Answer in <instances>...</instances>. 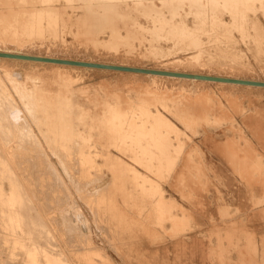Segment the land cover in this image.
I'll list each match as a JSON object with an SVG mask.
<instances>
[{"label":"rangeland","instance_id":"obj_1","mask_svg":"<svg viewBox=\"0 0 264 264\" xmlns=\"http://www.w3.org/2000/svg\"><path fill=\"white\" fill-rule=\"evenodd\" d=\"M43 1L45 2L43 3ZM46 1L47 3L49 2L48 0H0V21L3 19L6 23L10 21V18L15 19L17 17V19H15L16 21L12 20L13 22L10 21L6 23L9 27H7L5 23L3 24L4 21H2V23L0 22V27L2 24L4 26L3 29L0 28V37L3 36L2 40H0V51H12L14 53H26L66 59L73 58L74 60L129 66L139 65L138 67L170 69L172 71L211 75L217 74L226 77L264 81V0H262V3L260 0H258V2L257 0H173V2L172 0H74L75 2L73 0H50L49 4H46L44 7L43 4H45ZM108 2L116 7L113 8V10H107L104 5L109 4ZM170 4L173 8L170 7ZM30 6H32L31 10L28 9ZM41 9H43V11ZM101 9H104L103 12ZM29 10L31 11L30 13ZM122 10L126 13V18L129 13H131L127 20L129 21L130 18L133 22L136 21L134 26H137V29L141 30L140 32L143 31L140 33L142 36L139 35L140 40H138L139 38H134L127 43V41L117 40L115 36H112V32L117 31L121 33L120 36H124H122V38H125L128 32L129 28L127 27V23H125L127 20L125 17H122V14H124ZM140 10L143 11V13ZM90 11L91 14L100 13V11L101 13L109 12V14H111L110 21L114 20L113 22L116 23H114V26L105 24L98 25V27L91 26L93 17L90 15ZM5 12L9 15L8 17L5 15ZM236 12L237 14H235ZM16 13H18V16H16ZM42 13L44 15H42ZM113 14H118V16L120 15L123 19ZM135 15L139 16L136 17ZM11 16L14 17L12 18ZM176 17L181 19H177ZM22 18L24 21L28 19L22 23L19 21L22 20ZM43 18L44 20H42ZM132 18H135V20ZM211 18L212 20H210ZM49 19L50 21H48ZM38 21L39 23H37ZM160 22L161 24H159ZM18 23H20L19 26ZM24 24L26 25L24 26ZM14 25L21 29H18V27L16 28ZM61 25L63 27H61ZM198 26L199 28H197ZM22 27H25V32L30 33H25ZM28 28L31 31H27ZM86 28L95 29L97 33L93 35L94 37L96 36V38L90 39L91 35L85 33ZM19 30H22L21 32L25 34L20 33ZM153 30H155V32ZM182 30L184 31L182 32ZM211 30H213V32ZM11 32L16 35L14 36ZM167 33L172 34V36L170 34L167 35ZM42 34L46 35V37H42L44 36ZM19 35L23 36L20 38ZM25 35L26 37L24 38ZM207 35L209 37H207ZM6 36H9V38H6ZM27 36L31 39L28 38L27 40ZM149 38L151 39L149 40ZM13 39L15 41H13ZM155 39L158 41H155ZM148 41L150 42L148 43ZM203 41L205 43H203ZM117 43L119 45H117ZM132 48L134 50H132ZM60 65L61 64L0 58V78H4L3 82L6 84V88L11 91V96L15 99V104H19V107L22 109H24V103L14 90L13 85H10L12 83L8 80L7 72L14 71L15 78H18L19 82L25 81L27 74L40 75L44 79L41 86H46L53 91L61 90L62 87L66 86L65 90L68 89L69 97L74 99L76 103L82 107V113L85 112L87 114L89 110L92 114L99 115L105 109L106 105L118 106L119 109L123 110L124 116L142 119L143 124L141 120L136 122L135 125L127 122L131 127H127V123H125L124 127H126L121 128L124 131L119 130L113 134L108 133V135L102 139V141H105L103 144L97 143L98 146H95L96 148L91 147L96 157L102 155V152L103 157L101 158L100 156L96 158L93 154H90L91 156L88 155V159L91 158V161H88V159L83 160L79 153H69V155H73L75 158L77 157V160L79 158V161H76L74 157L72 158L68 154L66 156L63 150L50 148L41 138H39V141L36 138L29 137L25 134L26 131L25 133H22L21 130L17 131L19 135H16L18 136L17 138L15 137L16 142L13 140L14 137H12V135L8 137L0 135V148L5 149L7 147L5 151L3 150L5 153L0 150V153L2 151L0 157L3 158L4 155L3 159L7 162L10 161L8 164L10 165V169L12 168L11 172L13 170L19 183L25 188V192L27 191L26 195L30 198V203L34 206L35 212L40 215L42 223H44L46 227L48 226L47 229L50 231V235L49 237L47 236V239L49 238V240L52 241V243H49V241L44 243L43 238L33 235L32 238H36L38 240L36 242L42 245L23 247L21 243L25 241V238L27 242L33 240L31 236L25 237L26 235L23 234H19V236L18 233L16 236L6 234L5 232L8 230H6L4 226L10 228L15 224L16 220L8 217L6 218V216L3 217L0 214V264H264V155L258 152L260 151L258 149H263L264 153V88L242 84L203 82L200 80L174 78L170 76H152L141 73L134 74L132 72L102 68H82L72 65H63L64 67H60ZM62 75H65L64 77H66V75L67 77L69 76L65 82L60 81ZM8 82L10 84H8ZM16 95L19 98L16 97ZM188 99L197 101V103L194 104L197 105L194 112L195 114L192 116H188L183 110L182 102ZM169 103L171 107L168 106ZM27 117H29V119L31 118L29 114ZM143 119L146 121H143ZM148 119L152 120L147 121ZM137 123L140 130H137L138 127L137 129L135 127ZM31 124L32 133L38 135V130H36L37 127L33 123ZM132 126V130H134V128L136 130L129 131L128 129H131ZM142 126H146V132L145 129L143 130L144 127L141 128ZM248 126L252 127L251 129L255 135L251 133L250 129H243ZM122 131L123 133L126 132L127 135L125 133L123 134ZM137 131L140 134H138ZM143 131L146 135L149 133L155 134L146 136L145 134H141ZM245 131H249L250 137ZM133 133L135 135H133ZM157 134H159V139L157 138L159 142L155 141L156 138H154L155 135V137H157ZM160 134L164 137L160 138ZM115 135L120 136L115 138ZM112 136L115 137L113 138ZM140 136L142 137L140 138ZM143 136H145L144 139H142ZM146 137H148V140H146ZM152 137L154 138L153 140L151 139ZM119 138L122 141L123 138L126 139L122 143ZM129 138H132L133 142ZM168 138H170L169 140L171 142ZM109 139L111 140L109 141ZM134 140L136 141L134 142ZM141 140H145L146 142L144 141L143 144H141ZM107 142L109 146H107ZM117 143L120 144L118 145ZM169 144L172 148L171 146L167 147ZM179 144L181 147H179ZM256 144L258 149L255 150ZM112 145L115 148L111 147ZM144 145H148V150L146 149L147 146L145 147ZM177 145L178 147H176ZM3 146L4 148H2ZM48 147L50 149H48ZM160 147H162V149H159ZM153 148L158 151H155ZM13 150L14 152L9 154V152ZM45 151H47V153ZM98 153H100V155ZM106 155H108V157ZM60 156L67 158L63 159L61 162L60 159L62 158ZM12 157L14 160H12ZM70 157L74 160L71 161ZM105 157H107V160ZM15 158H17V160ZM137 158H139V160ZM101 160L103 161L101 162ZM75 161L78 163L76 164ZM107 161L112 164L110 163L109 165ZM60 162L61 164H59ZM63 162H67L66 164L69 163L70 166L65 164L67 170L63 167ZM94 162H97L95 164L96 166ZM12 163L14 167L11 165ZM71 163H73L72 166ZM97 164H99V166ZM83 166L89 171L86 172L84 175L85 177L81 175L84 169L81 167ZM88 166L90 168H87ZM78 167L80 169H77ZM110 167L113 169V171H111L114 176L110 173ZM27 168L28 170H26ZM68 168H70L69 171ZM74 168H76V170ZM105 168L106 170H104ZM89 169H92V172ZM79 171L80 173H78ZM85 171L82 174H84ZM105 172L108 173L106 174ZM72 173H77L76 176L79 177L78 179L82 177L80 181L86 179L88 182L86 183L84 180L83 182L85 184H82L83 182L80 183L76 176L73 177L74 175ZM49 174L50 176H47ZM89 174L93 177L98 174L102 176L98 175L100 179L96 176L94 178H97V180H94L92 179L93 177L88 176ZM31 175L33 177H31ZM69 175H72L71 177L73 178H69ZM113 178L114 181L117 180V183H111ZM51 179H53V181ZM70 179H73L74 182L72 180V182H70ZM5 180L7 181V179ZM76 180L77 183L75 182ZM89 180H91V183ZM120 180L124 182L121 183L122 185L119 183ZM92 181L94 183H92ZM95 181H98L96 182L97 184ZM54 183H57L60 189L62 186H65L62 189H66L68 192L65 190H58L59 187L53 186ZM118 183L122 187L115 186L118 185ZM50 184L51 186L49 187ZM81 184L82 186L84 185L83 188ZM73 185L78 189H76L75 186L73 187ZM131 185H133V188H131ZM5 186L8 187L6 183ZM68 186L70 187L69 190L67 189ZM51 187H53V190ZM102 187L104 188L101 189ZM32 188H34V190ZM44 188L49 191H45ZM82 189L89 191V193H87V191L85 193ZM185 189H188V192ZM43 190L51 194L48 195ZM57 190L59 192L55 193ZM76 190L78 192L80 190V192L76 193ZM95 190L99 193H96ZM33 191L40 193H38L39 198H37V193ZM82 191L84 194H82ZM62 192L67 193L64 195ZM33 193H35L34 196ZM102 193L106 195L103 196ZM41 194H46L45 196H48L47 198L45 196L43 198ZM55 195L56 198L54 197ZM115 195L116 197H114ZM80 196H82V199H79ZM49 197H51V199ZM53 197L55 199H53ZM60 197L62 199H60ZM68 197L70 200L67 199ZM89 197L91 200L88 199ZM35 198H37V200ZM45 198L48 201L50 200L49 202L55 201L50 204L52 207ZM83 198H85L84 201L86 200L84 203ZM159 198H161V200H159ZM253 198H255L256 201ZM60 200L65 203L63 204ZM68 201H70V205H68ZM88 201H93V205L90 202L89 204ZM94 202H96L98 206H96ZM164 202L166 204H164ZM52 204L57 207H53ZM71 205L73 206L72 208L69 207ZM67 206L69 208H66ZM64 207L65 210L63 209ZM81 208L82 210L78 211ZM77 213H80L79 215L82 217L78 216ZM142 215L143 217H141ZM123 217L125 218L124 220ZM80 218H82V220ZM121 220H123V223ZM73 221L74 224H71ZM81 221L85 225L81 223ZM125 221H127V224ZM62 222L64 223L62 224ZM163 223L166 226L168 224V226L165 228ZM73 225L75 227L77 225V229L74 228L72 230L74 227ZM126 225L127 227L131 226L128 227V232L126 231ZM120 228H122V230ZM131 228L135 229V231H129ZM136 228H138L137 232ZM79 230L82 231L79 233ZM118 231L121 232L119 233ZM124 231L127 233L131 232V235H127ZM40 238L42 242L39 240ZM36 239H34V241ZM48 243L52 245L49 247ZM42 246L55 252L53 253L50 251V254L48 251V253L45 254V249L42 250V248L45 247ZM236 247H238V249ZM19 249L21 251H23V249H29L28 253H32L22 255ZM6 252H9V254ZM72 252L77 253L73 254ZM12 255H16V257ZM48 255L49 259L45 258L48 257ZM39 258L43 259V261Z\"/></svg>","mask_w":264,"mask_h":264},{"label":"bare ground","instance_id":"obj_2","mask_svg":"<svg viewBox=\"0 0 264 264\" xmlns=\"http://www.w3.org/2000/svg\"><path fill=\"white\" fill-rule=\"evenodd\" d=\"M26 1V0H25ZM41 1V0H40ZM49 2H50V0H48ZM53 1V0H52ZM71 1V0H70ZM74 1V0H73ZM100 1V0H99ZM102 1V0H101ZM138 1H140V0H138ZM185 1V0H184ZM190 1V0H189ZM215 1H217V0H215ZM224 1V0H223ZM228 1V0H227ZM247 1V0H246ZM250 1V0H249ZM261 1V3H262V0H260ZM45 1H43V3H44ZM49 2L47 3V1H46V3L45 4H43L44 5V7H45V5L46 4H49ZM75 2V1H74ZM96 2V1H95ZM166 2V1H165ZM172 2H173V0H172ZM177 2V1H176ZM175 2V3H176ZM179 2V1H178ZM183 2V1H182ZM237 2V1H236ZM235 2V3H236ZM239 2V1H238ZM254 2H256V1H254ZM257 2H258V0H257ZM2 3V2H1ZM7 3V2H6ZM38 3H41V2H38ZM84 3V2H83ZM101 3H103V2H101ZM104 3H105V1H104ZM107 3V2H106ZM109 4H106V5H104V7L108 10V9H111V10H113V8H115L116 6L115 5H112V4H110V2H108ZM111 3H114V2H111ZM139 3V2H138ZM162 3V2H161ZM194 3H196V2H194ZM225 3V2H224ZM228 3V2H227ZM227 3H226V5H227ZM230 3V2H229ZM246 3V2H245ZM249 3V2H248ZM17 4V3H16ZM23 4V3H22ZM42 4V3H41ZM59 4V3H58ZM87 4H89V3H87ZM86 4V5H87ZM97 4H98V2H97ZM184 4V3H183ZM182 4V5H183ZM193 4V3H192ZM218 4V3H217ZM220 4V3H219ZM222 4V3H221ZM241 4V3H240ZM251 4V3H250ZM11 5V4H10ZM20 5V4H19ZM51 5V4H50ZM149 5V4H148ZM152 5H153V3H152ZM155 5V4H154ZM181 5V6H182ZM205 5V4H204ZM248 5V4H247ZM263 5V4H262ZM261 5V6H262ZM15 6H18V5H15ZM23 6V5H22ZM28 6V5H27ZM53 6V5H52ZM64 6V5H63ZM125 6V5H124ZM150 6H151V4H150ZM162 6V5H161ZM169 6V5H168ZM186 6V5H185ZM212 6V5H211ZM210 6V7H211ZM241 6H242V4H241ZM255 6V5H254ZM39 7V6H38ZM54 7H55V5H54ZM84 7V6H83ZM86 7V6H85ZM102 7V6H101ZM130 7V6H129ZM170 7H171V4H170ZM214 7V6H213ZM224 7H225V5H224ZM232 7V6H231ZM240 7V6H239ZM31 8H32V6H30V8H28V9H30L31 10ZM35 8H36V5H35ZM126 8V7H125ZM149 8V7H148ZM164 8V7H163ZM171 8H173V7H171ZM197 8H199V7H197ZM205 8V7H204ZM219 8V7H218ZM236 8V7H235ZM248 8H250V7H248ZM252 8V7H251ZM262 8V7H261ZM38 9V8H37ZM47 9V8H46ZM53 9V8H52ZM52 9H51V12H52ZM91 9V8H90ZM89 9V10H90ZM99 9V8H98ZM161 9V8H160ZM192 9V8H191ZM228 9V8H227ZM234 9V8H233ZM241 9H243V8H241ZM245 9V8H244ZM9 10V9H8ZM25 10V9H24ZM29 10V13L31 12ZM42 11H43V9H41ZM41 10H39V11H41ZM50 10V9H49ZM53 10H55V9H53ZM57 10V9H56ZM79 10V9H78ZM104 10V9H103ZM103 10L101 9V11L103 12ZM125 10V9H124ZM169 10H171V9H169ZM178 10V9H177ZM181 10V9H180ZM208 10V9H207ZM210 10V9H209ZM220 10H221V8H220ZM247 10V9H246ZM263 10V9H262ZM10 11V10H9ZM38 11V10H37ZM41 11V12H42ZM45 11V10H44ZM101 11H100V13H92L91 14V11H90V15H92V17H93V20H92V22H91V26H97L98 27V25H113L114 26V23H116V22H113L114 20H112V21H110L111 20V17H110V15L111 14H109V12L108 13H101ZM123 11V10H122ZM129 11V10H128ZM128 11H126L127 13H129ZM141 11V10H140ZM168 11V10H167ZM201 11V10H200ZM227 11V10H226ZM239 11V10H238ZM244 11V10H243ZM19 12V11H18ZM50 12V13H51ZM77 12V11H76ZM114 12H116V11H114ZM131 12V11H130ZM142 13H143V11H141ZM147 12H150V11H147ZM184 12V11H183ZM198 12H199V10H198ZM222 12V11H221ZM248 12V11H247ZM250 12V11H249ZM9 13V12H8ZM15 13V12H14ZM55 13V12H54ZM123 13H124V11H123ZM137 13V12H136ZM172 13V12H171ZM196 13V12H195ZM201 13V12H200ZM215 13H217V12H215ZM1 14L3 15V13L1 12ZM11 14V13H10ZM20 14V13H19ZM57 14V13H56ZM126 13H124V14H122L123 16L122 17H125L126 15H125ZM130 14L131 13H129V15L127 16V18H126V20L128 19V17L130 16ZM138 14V13H137ZM149 14V13H148ZM151 14V13H150ZM190 14V13H189ZM197 14V13H196ZM212 14H214V13H212ZM235 14H237V12L235 13ZM247 14V13H246ZM252 14V13H251ZM5 15H7V13L5 12ZM12 15V14H11ZM15 15V14H14ZM22 15V14H21ZM36 15V14H35ZM38 15V14H37ZM42 15H44L43 13H42ZM48 15V14H47ZM51 15V14H50ZM54 15V14H53ZM77 15V14H76ZM113 15H115V14H113ZM143 15H145V14H143ZM168 15V14H167ZM166 15V16H167ZM172 15V14H171ZM178 15V14H177ZM191 15V14H190ZM204 15V14H203ZM215 15V14H214ZM242 15V14H241ZM9 15H7V17H8ZM16 16H18V13H16ZM30 16V15H29ZM49 16V15H48ZM52 16V15H51ZM56 16V15H55ZM84 16V15H83ZM116 17L118 16V14L117 15H115ZM120 16V15H119ZM118 16V17H119ZM136 16V15H135ZM139 15H137L136 17H138ZM151 16V15H150ZM156 16V15H155ZM187 16V15H186ZM205 16V15H204ZM240 16V15H239ZM2 17V16H1ZM12 17V16H11ZM14 17V16H13ZM12 17V18H13ZM37 17V16H36ZM47 17V16H46ZM81 17V16H80ZM85 17V16H84ZM113 17V16H112ZM121 17V16H120ZM121 17V19H123ZM132 17V16H131ZM134 17V16H133ZM147 17V16H146ZM145 17V18H146ZM182 17H184V16H182ZM213 17V16H212ZM10 18V17H9ZM48 18H50V17H48ZM52 18V17H51ZM124 18V19H125ZM150 18V17H149ZM177 18V17H176ZM186 18V17H185ZM185 18H183V19H185ZM214 18H218V17H214ZM214 18H213V20H214ZM249 18V17H248ZM15 19H17V17L15 18ZM15 19H11L10 18V21H12V20H15ZM20 19V18H19ZM28 19V18H27ZM26 19V20H27ZM40 19V18H39ZM86 19V18H85ZM133 19V18H132ZM153 19V18H152ZM156 19V18H155ZM158 19V18H157ZM177 19H181V18H177ZM176 19V20H177ZM200 19V18H199ZM222 19V18H221ZM233 19V18H232ZM244 19V18H243ZM245 19H246V17H245ZM253 19V18H252ZM25 20V21H26ZM32 20V19H31ZM35 20V19H34ZM37 20V19H36ZM42 20H44V18L42 19ZM42 20H40V21H42ZM45 20H47V19H45ZM62 20V19H61ZM79 20H80V18H79ZM79 20H78V22H79ZM81 20H82V18H81ZM133 20H135V18L133 19ZM159 20V19H158ZM188 20V19H187ZM186 20V21H187ZM208 20V19H207ZM210 20H212V18L210 19ZM218 20V19H217ZM249 20V19H248ZM2 21H4L3 19H2ZM2 21H0L1 23H2ZM10 21H7L8 23L10 22ZM16 21V20H15ZM18 21V20H17ZM19 21H21L22 23H24L25 21L23 20V18H22V20H19ZM24 21V22H23ZM30 21V20H29ZM48 21H50V19L48 20ZM47 21V22H48ZM54 21H55V19H54ZM57 21V20H56ZM63 21V20H62ZM69 21V20H68ZM125 21V20H124ZM140 21V20H139ZM152 21V20H151ZM163 21V20H162ZM174 21V20H173ZM172 21V22H173ZM182 21V20H181ZM186 21H185V23H186ZM199 21V20H198ZM206 21V20H205ZM236 21V20H235ZM6 22V23H7ZM13 22V21H12ZM11 22V23H12ZM51 22H52V19H51ZM59 22V21H58ZM57 22V23H58ZM77 22V23H78ZM155 22V21H154ZM170 22H171V20H170ZM230 22V21H229ZM240 22V21H239ZM251 22V21H250ZM5 23V21L3 22V24ZM5 23V24H6ZM15 23V22H14ZM30 23V22H29ZM37 23H39V21L37 22ZM50 23V22H49ZM56 23V24H57ZM64 23V22H63ZM66 23V22H65ZM80 23V22H79ZM81 23H83V22H81ZM85 23H87V22H85ZM90 23V22H89ZM125 23H127V27L129 28L128 29V32H127V34H126V36H125V38H122V36H120V32H112V36L114 37H116V39L117 40H124V41H127V43L129 42V40H131V39H134V38H136V39H138L139 38V35H141L140 33H142V32H140L141 30H138L137 29V26L135 27L134 25V23H136V21L135 22H133L130 18H129V21L127 20V22H125ZM148 23V22H147ZM156 23V22H155ZM179 23H181V22H179ZM184 23V24H185ZM210 23V22H209ZM213 23V22H212ZM231 23V22H230ZM3 24L1 25V27L0 28H4V26H3ZM17 24V23H16ZM15 24V25H16ZM19 24L20 23H18V26H19ZM26 24H27V22H26ZM26 24H24V26L26 25ZM32 24V23H31ZM51 24V23H50ZM159 24H161V22L159 23ZM164 24H165V22H164ZM175 24H176V22H175ZM12 25H13V23H12ZM14 25V26H15ZM83 25V24H82ZM116 25V24H115ZM139 25V24H138ZM149 25V24H148ZM152 25H154V24H152ZM163 25V24H162ZM172 25V24H171ZM170 25V26H171ZM178 25V24H177ZM186 25V24H185ZM194 25V24H193ZM209 25V24H208ZM213 25V24H212ZM212 25H210V26H212ZM223 25V24H222ZM230 25V24H229ZM247 25V24H246ZM3 26V27H2ZM6 26H7V24H6ZM17 26V27H18ZM23 26V25H22ZM29 26V25H28ZM27 26V27H28ZM35 26V25H34ZM57 26V25H56ZM87 26V25H86ZM89 26H90V24H89ZM117 26V25H116ZM141 26V25H140ZM144 26V25H143ZM156 26V25H155ZM158 26V25H157ZM160 26V25H159ZM168 26V25H167ZM186 26H188V25H186ZM191 26V25H190ZM207 26V25H206ZM205 26V27H206ZM235 26V25H234ZM7 27H9V26H7ZM13 27V26H12ZM11 27V28H12ZM16 27V26H15ZM15 27H13V28H15ZM16 27V28H17ZM20 27H21V25H20ZM30 27V26H29ZM58 27V26H57ZM61 27H63L62 25H61ZM71 27H72V25H71ZM70 27V28H71ZM73 27H75V26H73ZM77 27V26H76ZM79 27V26H78ZM84 27V26H83ZM100 27V26H99ZM104 27V26H103ZM106 27V26H105ZM109 27V26H108ZM149 27V26H148ZM154 27V26H153ZM204 27V28H205ZM215 27V26H214ZM213 27V28H214ZM237 27V26H236ZM241 27V26H240ZM111 28V27H110ZM163 28V27H162ZM166 28V27H165ZM184 28V27H183ZM190 28V27H189ZM197 28H199V26L197 27ZM1 29V30H2ZM7 29V28H6ZM18 29H21V28H19L18 27ZM22 29H23V31L25 30V27H22ZM27 29V28H26ZM31 29H34V28H31ZM114 29V28H113ZM140 29V28H139ZM144 29H145V27H144ZM175 29V28H174ZM180 29V28H179ZM182 29V28H181ZM187 29V28H186ZM217 29V28H216ZM219 29V28H218ZM238 29V28H237ZM246 29V28H245ZM8 30V29H7ZM10 30H12V29H10ZM98 30V29H97ZM117 30H119V29H117ZM124 30V29H123ZM155 30H157V29H155ZM155 30H153L154 32H155ZM159 30H160V28H159ZM158 30V31H159ZM170 30V29H169ZM176 30V29H175ZM198 30V29H197ZM203 30V29H202ZM201 30V31H202ZM206 30V29H205ZM225 30H227V29H225ZM242 30V29H241ZM244 30V29H243ZM20 31V30H19ZM22 31V30H21ZM20 31V33H22ZM27 31H31V30H29V28H28V30ZM163 31H165V30H163ZM171 31V30H170ZM179 31V30H178ZM181 31V30H180ZM184 30H182V32H183ZM187 31V30H186ZM212 32H213V30H211ZM220 31V30H219ZM223 31V30H222ZM14 32V31H13ZM25 32V31H24ZM23 32V33H24ZM111 32V31H110ZM124 32V31H123ZM152 32V31H151ZM181 32V33H182ZM203 32V31H202ZM12 33V32H11ZM22 33V34H23ZM25 33H27V34H29L30 32H25ZM24 33V34H25ZM31 33H35V32H31ZM39 33V32H38ZM82 33V32H81ZM85 33L87 34V35H91V37H90V39H92V38H96V36L94 37V33L96 34L97 32H96V30L95 29H92V28H86V30H85ZM162 33V32H161ZM171 33V32H170ZM170 33H167V35L168 34H170ZM176 33H177V31H176ZM197 33V32H196ZM200 33V32H199ZM205 33V32H204ZM207 33V32H206ZM221 33V32H220ZM219 33V34H220ZM2 34V33H1ZM12 34H14V33H12ZM19 34V33H18ZM35 34H37V33H35ZM100 34V33H99ZM123 34V33H122ZM159 34V33H158ZM9 35V34H8ZM16 34H14V36H15ZM42 35H44V34H42ZM105 35V34H104ZM149 35V34H148ZM171 36H172V34H170ZM177 35V34H176ZM189 35V34H188ZM204 35V34H203ZM211 35V34H210ZM20 36V35H19ZM23 35H21L20 36V38L22 37ZM112 36H111V38H112ZM142 36V35H141ZM143 36H144V33H143ZM145 36H146V34H145ZM186 36V35H185ZM190 36V35H189ZM192 36H193V34H192ZM199 36V35H198ZM197 36V37H198ZM227 36V35H226ZM12 37V36H11ZM26 37V35L24 36V38ZM42 37H46V35H44V36H42ZM76 37V36H75ZM89 37V36H88ZM124 37V36H123ZM151 37V36H150ZM167 37V36H166ZM170 37V36H169ZM174 37V36H173ZM172 37V38H173ZM207 37H209L208 35H207ZM1 39L0 40H2V38H3V36L2 37H0ZM6 38H9V36H6ZM5 38V39H6ZM15 38V37H14ZM19 38V37H18ZM28 38H30V37H28L27 36V40H28ZM141 38H143V37H141ZM163 38V37H162ZM202 38V37H201ZM213 38H214V36H213ZM222 38V37H221ZM5 39H4V41H5ZM23 39V38H22ZM31 39V38H30ZM29 39V40H30ZM151 38H149V40H150ZM154 39V38H153ZM191 39V38H190ZM193 39V38H192ZM210 39V38H209ZM226 39H227V37H226ZM248 39H249V37H248ZM7 40V39H6ZM12 40V39H11ZM138 40H140V38L138 39ZM146 40V39H145ZM157 39H155V41H156ZM183 40V39H182ZM202 40V39H201ZM225 40V39H224ZM250 41H251V39H249ZM9 41V40H8ZM13 41H15L14 39H13ZM16 41H17V39H16ZM20 41V40H19ZM91 41V40H90ZM94 41H96V40H94ZM99 41V40H98ZM116 41V40H115ZM158 41V40H157ZM161 41V40H160ZM187 41V40H186ZM185 41V42H186ZM192 41H194V40H192ZM232 41V40H231ZM10 42H12V41H10ZM23 42V41H22ZM27 42V41H26ZM150 41H148V43H149ZM163 42V41H162ZM176 42V41H175ZM188 42V41H187ZM195 42V41H194ZM213 42V41H212ZM227 42V41H226ZM230 42V41H229ZM18 43V42H17ZM24 43V42H23ZM101 43V42H100ZM103 43V42H102ZM112 43H115V42H112ZM121 43V42H120ZM124 43V42H123ZM126 43V42H125ZM155 43V42H154ZM173 43V42H172ZM190 43V42H189ZM197 43V42H196ZM203 43H205L204 41H203ZM3 44V43H2ZM19 44H20V42H19ZM122 44V43H121ZM183 44H184V42H183ZM192 44H193V42H192ZM202 44V43H201ZM207 44V43H206ZM214 44V43H213ZM212 44V45H213ZM216 44V43H215ZM250 44V43H249ZM25 45V44H24ZM117 45H119L118 43H117ZM127 45V44H126ZM136 45V44H135ZM160 45H161V43H160ZM167 45V44H166ZM200 45V44H199ZM100 46H102V45H100ZM139 46V45H138ZM184 46H187V45H184ZM208 46V45H207ZM218 46V45H217ZM220 46V45H219ZM25 47V46H24ZM136 47V46H135ZM145 47V46H144ZM179 47V46H178ZM188 47H190V46H188ZM191 47H193V46H191ZM214 47V46H213ZM250 47V46H249ZM121 48V47H120ZM137 48V47H136ZM149 48H151V47H149ZM204 48V47H203ZM216 48V47H215ZM252 48V47H251ZM103 49V48H102ZM122 49V48H121ZM196 49V48H195ZM214 49V48H213ZM107 50V49H106ZM129 50V49H128ZM132 50H134L133 48H132ZM131 50V51H132ZM158 50H160V49H158ZM218 50H219V48H218ZM135 51H136V49H135ZM152 51V50H151ZM156 51V50H155ZM2 52H12V51H2ZM201 52V51H200ZM216 52V51H215ZM222 52V51H221ZM12 53H14V52H12ZM16 53V52H15ZM132 53V52H131ZM135 53V52H134ZM150 53V52H149ZM153 53V52H152ZM156 53V52H155ZM199 53V52H198ZM197 53V54H198ZM20 54H26V53H20ZM200 54V53H199ZM201 54H203V53H201ZM31 55V54H30ZM204 55V54H203ZM221 55H222V53H221ZM38 56H42V55H38ZM145 56V55H144ZM195 56V55H194ZM200 56V55H199ZM206 56H208V55H206ZM191 57V56H190ZM202 57V56H201ZM212 57V56H211ZM218 57V56H217ZM0 58H4V57H0ZM6 58V57H5ZM4 58V59H5ZM70 58V57H69ZM159 58V57H158ZM8 59H16V58H8ZM73 59V58H72ZM80 59V58H79ZM215 59V58H214ZM17 60H24V59H17ZM215 60H217V59H215ZM220 60V59H219ZM27 61H33V62H43V61H37V60H27ZM202 61V60H201ZM205 61H206V59H205ZM210 61V60H209ZM200 62V61H199ZM223 62V61H222ZM43 63H53V62H43ZM203 63V62H202ZM218 63V62H217ZM226 63H227V61H226ZM54 64H59V63H54ZM111 64V63H110ZM242 64V63H241ZM63 65H66V64H61L60 65V67L61 66H63ZM122 65V64H121ZM213 65V64H212ZM211 65V66H212ZM222 65V64H221ZM229 65H230V62H229ZM72 66H74V65H72ZM71 66V67H72ZM127 66H129V65H127ZM139 66V65H138ZM231 66V65H230ZM235 66V65H234ZM241 66V65H240ZM59 67V68H60ZM64 67V66H63ZM75 67V66H74ZM80 67H85V66H80ZM246 67V66H245ZM90 68V67H89ZM92 68V67H91ZM153 69H155V68H153ZM239 69V68H238ZM160 70H165V69H160ZM170 70V69H169ZM170 71H172V70H170ZM184 71V70H183ZM7 72V71H6ZM60 72V71H59ZM178 72H180V71H178ZM198 72V71H197ZM57 73V72H56ZM55 73V74H56ZM132 73H134V74H137L138 72H132ZM194 73V72H193ZM23 74V73H22ZM141 74H147V75H152V76H169V75H159V74H150V73H141ZM196 74H203V73H196ZM7 75H8V80H10L11 82L10 83H12V84H10L9 82H8V84H10L11 86L13 85V88H14V90L16 91V93L19 95V97H21V99H22V102L24 103V109H22L21 107H19V104L18 105H16L15 104V102H14V100L15 99H13L12 98V96H11V91L10 90H8L6 87V84H4V82H3V80H4V78L3 79H1L0 78V135H2L3 137H8V136H10V135H12V137H14V141L16 142V138L18 137V136H16V135H19L18 133H17V131H19V130H21L22 131V133H25V131H26V133L25 134H27L29 137H33V138H36V139H38L39 141H40V139L39 138H41V140L42 141H44L50 148H52V149H59V150H63L64 151V153L66 154V156H67V154L69 155V153H71V154H74V153H72V152H76V153H79V155L82 157V159L83 160H86V159H88V155L89 156H91L92 154L94 155L95 153H94V151L91 149V147L93 148V147H95V146H98L97 145V143H101V144H103L105 141H102V139L103 138H105V136L106 135H108V133L109 134H113V133H116V132H118L119 130H123V129H121L122 127H124V124L125 123H127V122H129V124L130 123H132L133 125H135V123L136 122H138L139 120H141V123H142V119H137V118H135V117H126V116H124L123 114V110L122 109H119V107L118 106H110V105H106V107H105V109L101 112V114H99V115H95V114H92L89 110H88V112H87V114L84 112V113H82V111L83 110H81V106L79 105V104H77L76 103V101L74 100V99H72V98H70L69 97V95H68V89L67 90H65V88H66V86H64V87H62V89L61 90H55V91H53V90H51V89H48L46 86H41V83H43V81H44V79H43V77L42 76H40V75H35V74H27V77H26V80L25 81H22V82H19V79L18 78H15V73H14V71L13 72H7ZM61 75V74H60ZM205 75H209V76H222V75H211V74H205ZM224 75V74H223ZM54 76V75H53ZM65 76V75H64ZM63 75L61 76V78H60V81L61 82H65L67 79H68V77H67V75H66V77H64ZM2 77V76H1ZM6 77V76H5ZM50 77V76H49ZM52 77V76H51ZM170 77H174V78H185V77H177V76H170ZM223 77H226V76H223ZM227 77H229V76H227ZM48 78V77H47ZM55 78V77H54ZM229 78H238V77H229ZM51 79V78H50ZM185 79H191V80H200V81H203V82H205V81H208V82H217V83H224V84H235V83H229V82H223V81H215V80H204V79H194V78H185ZM240 79H244V78H240ZM7 80V79H6ZM250 80H254V79H250ZM10 86V87H11ZM248 86H250V85H248ZM61 87V86H60ZM12 88V89H13ZM15 94V93H14ZM16 97H18L17 95H16ZM18 97V98H19ZM15 98V97H14ZM17 100V99H16ZM20 101V100H19ZM75 101V102H74ZM21 102V101H20ZM79 103V102H78ZM197 103V101L195 100H186V101H183L182 102V104H183V110H184V113L185 114H187L188 116H192L193 114H195L194 112H195V108L197 107V105H194V104H196ZM168 106H170V103H169V105ZM23 107V106H22ZM167 107V106H166ZM171 107V106H170ZM92 110V109H91ZM23 113V114H22ZM30 115V119H29V117H27V115ZM90 114V115H89ZM251 119V118H250ZM152 120V119H151ZM151 120H147V121H151ZM31 121H33V122H31ZM143 121H146L145 119H143ZM31 123H33L36 127H37V129L36 130H38V135H36V133H32V127H31ZM129 124L127 123V127L129 126ZM143 124V123H142ZM125 126V127H126ZM140 126H141V124H140ZM124 127V128H125ZM129 127H131V126H129ZM136 127V129H137V127H138V129L137 130H140V128H139V126H138V123H137V126H135ZM144 127V128H143ZM34 128V127H33ZM141 128H143V130L145 129V132H146V126H142ZM133 129V126H132V128L130 129H128L129 131L130 130H132ZM135 128H134V130H136ZM134 130H132V131H134ZM142 130V129H141ZM150 130V129H149ZM124 131V130H123ZM123 131H122V133H123ZM131 131V132H132ZM136 132V131H135ZM125 134H126V132H124ZM123 133V134H124ZM137 133H138V131H137ZM136 133V134H137ZM121 134V133H120ZM138 134H140V133H138ZM141 134H145L144 133V131H143V133H141ZM151 134V136L152 135H154V134H152V133H149L148 135H146V136H149ZM163 134V133H162ZM23 135V134H22ZM21 135V136H22ZM127 135V134H126ZM133 135H135L134 133H133ZM38 136V137H37ZM110 136V135H109ZM116 136V135H115ZM114 136V137H115ZM118 136H120V135H118ZM118 136H116L115 138H117ZM123 136V135H122ZM125 136V135H124ZM131 136V135H130ZM129 136V137H130ZM137 136V135H136ZM156 136V135H155ZM154 136V138H156V140L155 141H158L159 142V140H157V138L159 139V134H157V137H155ZM160 138H163L162 137V135L160 134ZM16 137V138H15ZM97 137V138H96ZM113 137V136H112ZM112 137H111V139H112ZM113 137V138H114ZM126 137V136H125ZM142 136H140V138H141ZM166 137H169V136H166ZM122 138V137H121ZM127 138V137H126ZM125 138V139H126ZM138 138H139V135H138ZM145 138V136H143V138L142 139H144ZM153 137L151 138L152 140L154 139ZM108 139V138H107ZM111 139H109V141L111 140ZM120 139V138H119ZM125 139L123 138V141H122V143L125 141ZM131 141H132V138H129ZM167 139V138H166ZM170 138H168V140H169ZM138 140V139H137ZM146 140H148V137H146ZM167 140V141H168ZM0 141H1V139H0ZM108 141V142H109ZM121 141H119V142H121ZM136 140H134V142H135ZM138 141H140V140H138ZM145 140H141V144H143V142H144ZM151 141V140H150ZM161 141V140H160ZM166 141V140H165ZM170 141V140H169ZM15 142H13V143H15ZM107 142V143H108ZM133 142V141H132ZM131 142V143H132ZM146 142V141H145ZM162 142H163V140H162ZM161 142V143H162ZM171 142V141H170ZM12 143V144H13ZM111 143V142H110ZM127 143V142H126ZM128 143H129V141H128ZM138 143H140V142H138ZM150 143H152V142H150ZM4 144V143H3ZM11 144V145H12ZM18 144V143H17ZM43 144V143H42ZM118 144V143H117ZM120 144V143H119ZM118 144V145H119ZM130 144V143H129ZM135 144V143H134ZM147 144V143H146ZM165 144V143H164ZM171 144V143H170ZM169 144V146H167V147H170L171 145ZM5 145V144H4ZM9 145V144H8ZM7 145V146H8ZM128 145V144H127ZM155 145H156V143H155ZM161 145V144H160ZM160 145H158V146H160ZM0 146H1V144H0ZM13 146H15V145H13ZM100 146V145H99ZM107 146H109V143H108V145ZM115 146V145H114ZM129 146V145H128ZM133 146V145H132ZM145 146V145H144ZM147 146V150H148V145H146ZM145 146V147H146ZM163 146V145H162ZM48 147V149H50ZM105 147V146H104ZM104 147H102V148H104ZM111 147H113V145L111 146ZM139 147V146H138ZM155 147V146H154ZM176 147H178V145L176 146ZM175 147V148H176ZM179 147H181L180 146V144H179ZM2 148H4V146L2 147ZM7 148V147H6ZM5 148V149H6ZM13 148V147H12ZM11 148V149H12ZM21 148V147H20ZM32 148V147H31ZM46 148V147H45ZM96 148V147H95ZM108 148V147H107ZM113 148H115V147H113ZM127 148V147H126ZM140 148V147H139ZM150 148H151V146H150ZM171 148H172V146H171ZM233 148H235V147H233ZM251 148V147H250ZM5 149H1L0 148V150H4L5 151ZM14 149V148H13ZM106 149V148H105ZM121 149V148H120ZM137 149V148H136ZM152 149V148H151ZM153 149H155V148H153ZM159 149H162V147H160ZM178 149V148H177ZM19 150V149H18ZM23 150V149H22ZM30 150H32V149H30ZM58 150V151H59ZM109 150H110V148H109ZM108 150V151H109ZM122 150V149H121ZM124 150V149H123ZM140 150V149H139ZM150 150V149H149ZM173 150L175 151V149L173 148ZM2 151H1V153H0V155H2ZM3 151V152H4ZM17 151V150H16ZM33 151V150H32ZM51 151V150H50ZM62 151V152H63ZM97 151V150H96ZM99 151V150H98ZM155 151H158V150H156L155 149ZM164 151V150H163ZM172 151V150H171ZM183 151V150H182ZM12 152H14V150L13 151H11V152H9V154L10 153H12ZM46 153H47V151H45ZM55 152V151H54ZM91 152H93V153H91ZM110 152H111V150H110ZM116 152H118V151H116ZM124 152V151H123ZM142 152V151H141ZM147 152V151H146ZM237 152V151H236ZM5 153V152H4ZM59 153V152H58ZM109 153V152H108ZM143 153V152H142ZM148 153V152H147ZM158 153V152H157ZM160 153V152H159ZM165 153H166V151H165ZM172 153V152H171ZM174 153H176V152H174ZM182 153V152H181ZM63 154V153H62ZM62 154H58V155H62ZM64 154V155H65ZM91 154V155H90ZM96 154H97V152H96ZM99 155H100V153H98ZM106 154H107V152H106ZM126 154V153H125ZM162 154V153H161ZM55 155H57V154H55ZM129 155V154H128ZM152 155V154H151ZM201 155V154H200ZM6 156V155H5ZM12 156V155H11ZM49 156V155H48ZM51 156V155H50ZM69 156H71L72 158L74 157L75 158V156H73V155H69ZM95 156V155H94ZM94 156H92V157H94ZM101 156V158L103 157V152H102V155H100ZM100 156H98V157H96V158H99ZM105 156V155H104ZM107 157H108V155H106ZM16 157V156H15ZM54 157H56V156H54ZM62 159H60V161L62 162V160L63 159H66L67 157H62V156H60ZM70 157V158H71ZM79 157V156H78ZM107 157H105L106 158V160H107ZM139 157V156H138ZM167 157V156H166ZM178 157V156H177ZM176 157V158H177ZM202 157H203V155H202ZM3 158H4V155H3ZM2 157H0V214L4 217V216H6V218L8 217V218H11V219H13V220H16V222H15V224L14 225H12L10 228H6V226H4L5 227V229L6 230H8L7 232H5L6 234H8V235H15L16 236V234L18 233V235L19 234H23V235H26L25 237H27V236H31V238H32V236L34 235L35 237H41V238H43L44 239V243H46L47 241H49V243L51 242L52 243V241H50L49 240V238L47 239V236L49 237V233H50V231H48V229H47V227L44 225V223H42V221L40 220L41 218H40V215L38 214V213H36L35 212V208H34V206L30 203V198H28V196L26 195L27 193V191L25 192V188L24 187H22V185L19 183V180H18V178L16 177V175L14 174V172H13V170H12V172H11V169H10V165L8 164V162H10V161H5L4 159H3ZM7 158V157H6ZM11 158V157H10ZM70 159L71 161L72 160H74V159ZM77 158V157H76ZM75 158V159H76ZM96 158H95V161H96ZM147 158H148V156H147ZM161 158H162V156H161ZM168 158V157H167ZM8 159V158H7ZM6 159V160H7ZM16 160H17V158H15ZM138 160H139V158H137ZM149 159V158H148ZM147 159V160H148ZM157 159V158H156ZM160 159V158H159ZM175 159V158H174ZM204 159V158H203ZM12 160H14L13 159V157H12ZM93 160V159H92ZM160 160H163V159H160ZM67 161H68V159H67ZM76 161H79V158H78V160L76 159ZM75 161V162H76ZM88 161H91V158L90 159H88ZM100 161V160H99ZM103 160H101V162H102ZM110 161V160H109ZM109 161H107V162H109ZM143 161V160H142ZM145 161H146V159H145ZM176 161V160H175ZM175 161H174V163H175ZM255 161V160H254ZM56 162H57V160H56ZM59 162V161H58ZM61 162L59 163V164H61ZM64 162H65V160H64ZM63 162V163H64ZM69 162V161H68ZM101 162H99V163H101ZM106 162V161H105ZM148 162V161H147ZM170 162V161H169ZM67 163V162H66ZM66 163H64V168H65V166L66 165H69V163L68 164H66ZM78 162H76V164H77ZM89 163H91V162H89ZM97 163V162H96ZM95 162H94V165L96 164ZM104 163V162H103ZM110 163L111 162H109L108 164L110 165ZM152 163V162H151ZM15 164V163H14ZM66 164V165H65ZM72 164L73 163H71V166H72ZM84 164V163H83ZM112 164V163H111ZM206 164V163H205ZM12 166H13V163L11 164ZM63 165V164H62ZM98 166H99V164H97ZM108 165V166H109ZM144 165V164H143ZM16 166V165H15ZM23 166V165H22ZM21 166V167H22ZM56 166V165H55ZM55 166H54V168H55ZM70 166V165H69ZM82 166V165H81ZM85 166V165H84ZM84 166L83 167H81L82 169L84 168ZM91 166V165H90ZM96 166V165H95ZM104 166H105V163H104ZM153 166H154V164H153ZM175 166V165H174ZM179 166V165H178ZM14 167V166H13ZM32 167H35V166H32ZM62 167V168H63ZM75 167V166H74ZM80 167V166H79ZM77 168V169H80V168ZM106 167V166H105ZM122 167H124V166H122ZM203 167V166H202ZM57 168V167H56ZM87 168H90L89 166L87 167ZM109 168V167H108ZM107 168V169H108ZM14 169V168H13ZM19 169V168H18ZM66 169V168H65ZM69 169L70 168H68V171H69ZM75 170H76V168H74ZM85 169H86V167L83 169V171H82V173L85 171ZM15 170V169H14ZM26 170H28V168L26 169ZM67 170V169H66ZM75 170H72V171H75ZM88 169H86V171H85V173L84 174H82L81 173V175H85L86 174V172H89V171H87ZM90 170V169H89ZM92 170V169H91ZM90 170V171H91ZM104 170H106V168L104 169ZM113 171V169L110 167V171ZM99 171V170H98ZM109 171V172H110ZM112 171L110 172V173H112ZM119 171V170H118ZM180 171V170H179ZM21 172H22V170H21ZM60 172V171H59ZM92 172V171H91ZM91 172H90V174H91ZM94 172V171H93ZM18 173V172H17ZM24 173V172H23ZM65 173V172H64ZM67 173V172H66ZM78 173H80V171L78 172ZM98 173V172H97ZM100 173H101V171H100ZM103 173H104V171H103ZM106 173V172H105ZM108 173V172H107ZM106 173V174H107ZM73 174V173H72ZM88 174V173H87ZM88 175L89 177H93V176H91V175ZM94 174V173H93ZM113 174V173H112ZM194 174V173H193ZM199 174V173H198ZM18 175V174H17ZM24 175H25V173H24ZM74 176L73 177H75L76 175H77V173H75V174H73ZM81 175H80V177H81ZM96 175V174H95ZM99 176H102V175H100V174H98ZM98 175H96V176H98ZM19 176V175H18ZM22 176V175H21ZM28 176V175H27ZM47 176H50V174L49 175H47ZM57 176H58V174H57ZM68 176V175H67ZM72 175H69V178H73V177H71ZM88 176H86V177H88ZM96 176H94V177H96ZM99 176H98V178H99ZM112 176H114V174L112 175ZM111 176V177H112ZM121 176V175H120ZM120 176H119V178H120ZM123 176V175H122ZM31 177H33L32 175H31ZM59 177V176H58ZM61 177V176H60ZM77 177V176H76ZM85 177V176H84ZM88 177V178H89ZM92 178V179H94V180H97V178L95 179V178ZM199 177V176H198ZM25 178H26V175H25ZM79 177H77V179H78ZM102 178V177H101ZM116 178V177H115ZM123 178V177H122ZM195 178H196V176H195ZM5 179H7V181H8V184H7V181L5 180ZM19 179H21V178H19ZM33 179V178H32ZM56 179H57V177H56ZM81 179H82V177H81ZM81 179H78L79 180V182L81 183V182H83L84 180H85V182L87 183L88 181H86V179H84L83 181H80ZM100 179V178H99ZM98 179V180H99ZM104 179V178H103ZM124 179V178H123ZM126 179V178H125ZM135 179H137V178H135ZM178 179H179V177H178ZM52 181H53V179H51ZM50 180V181H51ZM69 180V179H68ZM73 181V179H70V182H72ZM6 181V182H5ZM91 180H89V182H90ZM116 181V182H115ZM114 181V178H113V181L111 182V183H117V180H115ZM124 181V180H123ZM135 181V180H134ZM181 181V180H180ZM33 182H34V180H33ZM57 182L59 183V180L57 179ZM66 182V181H65ZM64 182V183H65ZM74 182V181H73ZM76 183H77V180L75 181ZM78 182V183H79ZM96 182H98V181H95V183ZM101 182V181H100ZM171 182V181H170ZM5 183H6V185H8V187L7 186H5ZM26 183V182H25ZM37 183H38V180H37ZM49 183H51V182H49ZM48 183V184H49ZM91 183V182H90ZM92 183H94L93 181H92ZM120 184L121 183H124V182H122L121 180H120V182H119ZM119 183H118V185H115V186H120L119 185ZM155 183V182H154ZM154 183H152V184H154ZM34 184H35V182H34ZM43 184V183H42ZM55 184V183H54ZM53 184V186H55V187H59V186H57V183L54 185ZM66 184V183H65ZM74 184V183H73ZM82 184H85L84 182L82 183ZM82 184H81V186H82ZM97 184V183H96ZM109 184V183H108ZM126 184V183H125ZM164 184V183H163ZM171 184V183H170ZM21 185V186H20ZM31 185V184H30ZM47 185V184H46ZM67 185V184H66ZM76 185V184H75ZM75 185H73V187L75 186ZM94 185V184H93ZM101 185V184H100ZM103 185V184H102ZM111 185H114V184H111ZM110 185V186H111ZM122 185V184H121ZM180 185V184H179ZM51 186V184L49 185V187ZM60 186H61V182H60ZM77 186V185H76ZM76 186H75V188H76ZM78 186H80V185H78ZM87 186V185H86ZM85 186V187H86ZM89 186V185H88ZM91 186V185H90ZM95 186V185H94ZM97 186V185H96ZM106 186H109V185H106ZM105 186V187H106ZM130 186V185H129ZM132 187L131 188H133V185H131ZM33 187H35V186H33ZM46 187H48V186H46ZM48 187V188H49ZM54 187V188H55ZM65 187V186H64ZM63 186H62V188H64ZM84 187V185L82 186V188ZM120 187H122V186H120ZM126 187V186H125ZM138 187V186H137ZM52 188V190H53V187H51ZM60 189V187H59V189L58 190H65V191H67L66 189ZM69 186L67 187V189L69 190ZM104 187H102L101 189H103ZM116 188V187H115ZM153 188H154V186H153ZM180 188V187H179ZM183 188V187H182ZM181 188V189H182ZM33 190H34V188H32ZM37 189V188H36ZM74 189V188H73ZM76 189H78V188H76ZM85 189V188H84ZM84 189H82L83 191H85V193H86V191L87 190H84ZM100 189V190H101ZM109 189H113V188H109ZM44 190H45V188H44ZM43 190V191H44ZM47 190V189H46ZM45 190V191H46ZM55 191V193L56 192H59V191ZM71 190V189H70ZM97 190V189H96ZM95 190V191H96ZM185 190H187V192H188V189H185ZM190 190V189H189ZM44 191V192H45ZM47 191H49V190H47ZM82 191V194H84V192ZM98 191V190H97ZM96 191V193H99V192H97ZM138 191V190H137ZM33 192H36V191H33ZM51 192V191H50ZM68 192V191H67ZM66 192V193H67ZM76 193H79L80 192V190H79V192L76 190L75 191ZM103 192L105 193V191L103 190ZM141 192H143V191H141ZM192 192V191H191ZM196 192V191H195ZM262 192V191H261ZM37 193V192H36ZM39 193V192H38ZM38 193H37V195H38ZM40 193H41V190H40ZM39 193V194H40ZM46 193V192H45ZM54 193V192H53ZM62 193H64V192H62ZM62 193H60V194H62ZM66 193H64V195L66 194ZM87 193H89V191H87ZM94 193V192H93ZM93 193H91V194H93ZM96 193H95V195H96ZM104 193H102L103 194V196L104 195H106V194H104ZM108 193V192H107ZM194 193V192H193ZM34 194L35 193H33V196H34ZM46 194H48V192L46 193ZM45 194V195H46ZM49 194H51V193H49ZM48 194V195H49ZM69 194H70V192H69ZM91 194H89V195H91ZM101 194V195H102ZM138 194V193H137ZM189 194V193H188ZM30 195H31V193H30ZM42 195V194H41ZM45 195H42V197L44 198V196ZM47 195V196H48ZM53 195V194H52ZM68 195V194H67ZM72 195V194H71ZM80 195V194H79ZM88 195V196H89ZM94 195V194H93ZM98 195V194H97ZM100 195V196H101ZM162 195V194H161ZM47 196H45L46 198H47ZM58 196V195H57ZM74 196V195H73ZM72 196V197H73ZM82 196H84V195H82ZM82 196H80L79 197V199H82L81 197ZM87 196V195H86ZM86 196H85V198H86ZM100 196H99V199H100ZM29 197H31V196H29ZM36 197V196H35ZM55 198H56V195L54 196ZM53 197V199H55ZM62 197V196H61ZM60 197V199H62ZM71 197V196H70ZM95 197V196H94ZM114 197H116V195L114 196ZM143 197H144V194H143ZM159 197V196H158ZM163 197V196H162ZM183 197V196H182ZM37 198H39V195L37 196ZM37 198H35L36 200H37ZM45 198V199H46ZM50 199H51V197H49ZM59 198V197H58ZM74 198V197H73ZM85 198H83V203L86 201H84V199ZM92 198H93V196H92ZM97 198V197H96ZM95 198V199H96ZM107 198V197H106ZM41 199V198H40ZM44 199V200H45ZM67 199H69V197L67 198ZM88 199H90L91 200V198L89 197ZM158 199V198H157ZM254 200H255V198H253ZM263 199V198H262ZM39 200V199H38ZM47 200V199H46ZM57 200V199H56ZM70 200V199H69ZM104 200V199H103ZM103 200H102V202H103ZM156 200V199H155ZM159 200H161V198H159ZM253 200V201H254ZM261 200V199H260ZM48 201V200H47ZM50 201V200H49ZM48 201V202H49ZM61 202H62V200H60ZM76 201V200H75ZM96 201V200H95ZM97 201H98V198H97ZM104 201H106V200H104ZM110 201V200H109ZM112 201V200H111ZM256 201V200H255ZM263 201V200H262ZM39 202V201H38ZM46 202V201H45ZM52 202H55L54 200L52 201ZM52 202H49V205L52 203ZM58 202V201H57ZM68 202H69V204H68ZM67 202V204L68 205H70V201H68ZM90 201H88V203H89ZM93 202V201H92ZM92 202H90L92 205H93V203ZM156 202V201H155ZM162 202V201H161ZM34 203V202H33ZM41 203V202H40ZM39 203V204H40ZM43 203V202H42ZM63 203V202H62ZM65 203V202H64ZM63 203V204H64ZM89 203V204H90ZM95 204H96V202H94ZM105 203V202H104ZM107 203V202H106ZM163 203V202H162ZM255 203V202H254ZM257 203H258V200H257ZM262 203V202H261ZM44 204V203H43ZM86 204V203H85ZM84 204V205H85ZM164 204H166L165 202H164ZM256 204V203H255ZM48 205V204H47ZM46 205V206H47ZM53 205V207H57V206H54V204H52ZM73 205V204H72ZM69 206V207H73L74 205H75V203H74V205L73 206ZM51 206V205H50ZM49 206V207H50ZM96 206H98V204H96ZM100 206V205H99ZM104 206H106V205H104ZM179 206V205H178ZM214 206V205H213ZM256 206V205H255ZM38 207V206H37ZM41 207V206H40ZM52 207V206H51ZM58 207H60V206H58ZM63 207V206H62ZM68 206L66 207V208H69ZM75 207V206H74ZM101 207V206H100ZM153 207V206H152ZM257 207V206H256ZM42 208V207H41ZM49 209V208H48ZM53 209H55V208H53ZM59 209V208H58ZM58 209H56V210H58ZM64 210H65V207L63 208ZM62 209V210H63ZM96 209H97V207H96ZM258 209V208H257ZM75 210V209H74ZM73 210V211H74ZM80 210H82V208L81 209H79L78 211H80ZM155 210V209H154ZM180 210V209H179ZM38 211V210H37ZM40 211V210H39ZM77 211V212H78ZM94 211V210H93ZM233 211V210H232ZM51 212V211H50ZM68 212V211H67ZM158 212V211H157ZM160 212V211H159ZM63 213V212H62ZM81 213H83V212H81ZM161 213V212H160ZM249 213V212H248ZM76 214V213H75ZM78 214V213H77ZM80 214V213H79ZM78 214V216H80ZM145 214V213H144ZM180 214V213H179ZM227 214V213H226ZM63 215H64V213H63ZM107 215V214H106ZM162 215V214H161ZM166 215H167V213H166ZM165 215V216H166ZM182 215V214H181ZM42 216V215H41ZM65 216V215H64ZM64 216H63V218H64ZM70 216H71V214H70ZM137 216V215H136ZM164 216V217H165ZM178 216V215H177ZM54 217H56V216H54ZM66 217V216H65ZM69 217V216H68ZM74 217V216H73ZM80 217H82V216H80ZM84 217V216H83ZM92 217V216H91ZM141 217H143V215L141 216ZM163 217V216H162ZM163 217V218H164ZM170 217V216H169ZM185 217V216H184ZM187 217V216H186ZM43 218V217H42ZM45 218V217H44ZM158 218V217H157ZM166 218V217H165ZM57 219V218H56ZM66 219V218H65ZM74 219V218H73ZM81 220H82V218H80ZM125 218L123 217V220H124ZM169 219V218H168ZM173 219V218H172ZM171 219V220H172ZM213 219V218H212ZM44 220V219H43ZM64 220V219H63ZM123 220H121V222L123 223ZM158 220L160 221V219L158 218ZM162 220V219H161ZM164 220H166V219H164ZM175 220H178V219H175ZM59 221V220H58ZM69 221V220H68ZM71 221H72V219H71ZM129 221V220H128ZM153 221V220H152ZM163 221V220H162ZM162 221H161V223H162ZM167 221V220H166ZM165 221V222H166ZM66 222H67V220H66ZM96 222V221H95ZM126 222V224H127V221H125ZM164 222V221H163ZM169 222V221H168ZM167 222V223H168ZM48 223V222H47ZM64 222H62V224H63ZM68 223V222H67ZM78 223V222H77ZM81 223H83L82 221H81ZM94 223V222H93ZM130 223V222H129ZM142 223V222H141ZM145 223V222H144ZM160 223V222H159ZM55 224V223H54ZM69 224V223H68ZM71 224H74V221H73V223H71ZM71 224H70V226H71ZM84 224V223H83ZM117 224V223H116ZM120 224V223H119ZM125 224V223H124ZM147 224V223H146ZM170 224V223H169ZM77 225H79V224H77ZM77 225H76V227L74 226H72L71 228H72V230L74 229V228H76L77 229ZM85 225V224H84ZM128 225H130V224H128ZM162 225V224H161ZM186 225V224H185ZM56 226H57V220H56ZM87 226V225H86ZM115 226V225H114ZM121 226V225H120ZM133 226V225H132ZM163 226H165V228L168 226V224H167V226L163 223ZM173 226V225H172ZM197 226V225H196ZM81 227V226H80ZM79 227V228H80ZM128 227H131V226H128ZM127 227V225H126V231L128 232V228ZM20 228V229H19ZM62 228H63V226H62ZM78 228V229H79ZM142 228V227H141ZM163 228V227H162ZM164 228V229H165ZM172 228V227H171ZM178 228V227H177ZM182 228H183V226H182ZM57 229V228H56ZM75 229V230H76ZM121 230H122V228H120ZM138 228H136V232L138 231L137 230ZM164 229H162V230H164ZM185 229V228H184ZM191 229H192V227H191ZM88 230V229H87ZM119 230V229H118ZM135 231V229H133V228H131L129 231ZM172 230V229H171ZM177 230V229H176ZM182 230V229H181ZM82 231V230H81ZM80 230H79V233L81 232ZM141 231V230H140ZM64 232H65V230H64ZM77 232H78V230H77ZM119 233L121 232V231H118ZM117 232V233H118ZM127 232H125L124 231V233H127ZM136 232H135V234H136ZM181 232V231H180ZM183 232V231H182ZM187 232V231H186ZM191 232V231H190ZM59 233V232H58ZM76 233V232H75ZM78 233V234H79ZM118 233V234H119ZM131 232H129V233H127V235H129ZM77 234V233H76ZM104 234V233H103ZM173 234V233H172ZM200 234V233H199ZM117 235V234H116ZM120 235V234H119ZM131 235V234H130ZM185 235V234H184ZM223 235V234H222ZM20 236V235H19ZM134 236V235H133ZM132 236V237H133ZM162 236V235H161ZM172 236V235H171ZM24 237V238H25ZM52 237V236H51ZM132 237H130V238H132ZM135 237V236H134ZM174 237V236H173ZM41 238L39 239L40 241H41ZM112 238V237H111ZM175 238V237H174ZM188 238V237H187ZM33 239V238H32ZM34 239H36V238H34ZM34 239L33 240H30L29 242H27L26 241V238H25V241H23L21 244H23V247L24 246H41L42 244L41 243H39L38 244V242H36V241H38L37 239L34 241ZM114 239V238H113ZM129 239V238H128ZM181 239V238H180ZM8 240V239H7ZM46 240V241H45ZM120 240V239H119ZM238 240V239H237ZM39 241V242H40ZM112 241V240H111ZM124 241V240H123ZM156 241H157V238H156ZM183 241V240H182ZM251 241V240H250ZM42 242V241H41ZM78 242H79V240H78ZM122 242V241H121ZM155 242V241H154ZM153 242V243H154ZM49 243H48V245H49ZM54 243V242H53ZM167 243V242H166ZM249 243V242H248ZM122 244V243H121ZM163 244V243H162ZM161 244V245H162ZM184 244V243H183ZM50 245H52V244H50ZM50 245H49V247H50ZM54 245V244H53ZM68 245V244H67ZM123 245V244H122ZM160 245V244H159ZM253 245V244H252ZM22 247V248H23ZM42 247H45V246H42ZM175 247H177V246H175ZM37 248H39V247H37ZM186 248H187V245H186ZM185 248V249H186ZM235 248V247H234ZM237 249H238V247H236ZM45 249V254H47L48 253V251H49V253H50V251L51 252H55V251H52L51 249H48L47 247H45V248H42V250H44ZM54 249V248H53ZM57 249V248H56ZM101 249V248H100ZM224 249V248H223ZM17 250H18V248H17ZM20 250V249H19ZM28 250L29 249H23V251H21L20 250V254H24V255H26V254H31V253H28ZM189 250V249H188ZM79 251V250H78ZM96 251V250H95ZM80 252V251H79ZM7 253V252H6ZM12 253H14V252H12ZM56 253H57V251H56ZM73 254L74 253H77V252H72ZM87 253V252H86ZM7 254H9V252L7 253ZM34 254V253H33ZM51 254V253H50ZM49 254V255H50ZM96 254V253H95ZM41 255V254H40ZM49 255H48V257H45V258H48L49 259ZM89 255V254H88ZM101 255V254H100ZM109 255V254H108ZM228 255V254H227ZM12 256H15L16 257V255H12ZM33 256H35V255H33ZM95 256V255H94ZM41 257H42V255H41ZM57 257V256H56ZM74 257V256H73ZM83 257V256H82ZM102 257V256H101ZM35 258V257H34ZM51 258V257H50ZM67 258V257H66ZM39 259H41V258H39ZM95 259V258H94ZM93 259V260H94ZM232 259V258H231ZM21 260V259H20ZM42 261H43V259H41ZM52 260V259H51ZM107 260V259H106ZM50 261V260H49ZM59 263V262H58ZM82 263H84V262H82ZM99 263V262H98ZM101 263V262H100ZM4 264V263H3Z\"/></svg>","mask_w":264,"mask_h":264},{"label":"water","instance_id":"obj_3","mask_svg":"<svg viewBox=\"0 0 264 264\" xmlns=\"http://www.w3.org/2000/svg\"><path fill=\"white\" fill-rule=\"evenodd\" d=\"M0 57L16 58V59H24V60H37L43 62H53V63L66 64V65L85 66V67L102 68V69L118 70V71H126V72L150 73V74L169 75V76L194 78V79L215 80V81H223V82H229L235 84L264 87V81L261 80L229 78L223 76H209L205 74H196L191 72H178V71L160 70V69L138 67V66H127L120 64L91 62V61H83V60L20 54V53L2 52V51H0Z\"/></svg>","mask_w":264,"mask_h":264},{"label":"crops","instance_id":"obj_4","mask_svg":"<svg viewBox=\"0 0 264 264\" xmlns=\"http://www.w3.org/2000/svg\"><path fill=\"white\" fill-rule=\"evenodd\" d=\"M246 86H248V85H246ZM254 87H261V86H254ZM261 88H264V87H261ZM251 128H252L251 126H248V127H246V128H243V129H245V130L250 129V130H251V133H252L253 135H255V134L253 133V131H252ZM245 132H247L248 135H249V137H250V133H249V131H245ZM256 136H257V135H256ZM256 149H258L257 144L255 145V150H256ZM258 150H260V151H258V152H260L261 155H264V153H263V149H258Z\"/></svg>","mask_w":264,"mask_h":264}]
</instances>
